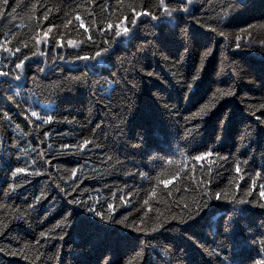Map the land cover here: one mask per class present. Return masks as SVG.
Returning a JSON list of instances; mask_svg holds the SVG:
<instances>
[{
  "label": "trees",
  "instance_id": "obj_1",
  "mask_svg": "<svg viewBox=\"0 0 264 264\" xmlns=\"http://www.w3.org/2000/svg\"><path fill=\"white\" fill-rule=\"evenodd\" d=\"M130 2L8 0L0 7V42L7 37L13 48L23 41L31 49H23L30 59L20 80L0 77V264H104L111 257L120 264H220L221 259L224 264H253L264 255L259 243L264 209L229 203L233 196L264 202L258 190L264 184V141L257 135L264 126L259 123L264 120V0H247L246 10L230 0L236 5L231 11L229 0H194L189 13L176 14L178 19L142 16L132 36H105L100 31L105 17L115 19L118 8ZM45 14L49 21L43 20ZM77 14L88 32L75 20ZM68 20L72 23L65 28ZM38 24L41 36L58 26L49 37L63 34V46L49 40L33 47ZM110 37V54L77 59L93 56ZM69 39L80 46H69ZM13 59L0 52V68L9 71ZM193 76L198 78L193 81ZM228 91L232 95L223 94ZM29 107L53 121L40 128V122L30 124L27 113L22 114ZM5 112L11 120L3 119ZM244 131L248 135L241 141L238 133ZM84 140L92 143L76 147ZM212 149V156L192 160ZM15 167H27V173L10 190ZM158 176L171 183L158 182ZM249 188L253 195L245 196ZM41 190L46 198L35 203ZM201 191L225 194L219 201L213 198L198 217L193 237L208 249L222 241L220 258L196 248L187 239L188 226L172 220L185 214V203L195 213L193 201H200ZM108 203L114 205L111 216L105 211ZM240 207L250 211L232 214L229 224L232 209ZM69 212L67 226L50 232ZM141 217L147 221L145 232L131 227L133 220L142 226ZM157 217L167 222L152 233Z\"/></svg>",
  "mask_w": 264,
  "mask_h": 264
},
{
  "label": "snow or ice",
  "instance_id": "obj_2",
  "mask_svg": "<svg viewBox=\"0 0 264 264\" xmlns=\"http://www.w3.org/2000/svg\"><path fill=\"white\" fill-rule=\"evenodd\" d=\"M119 2L121 4H123V0H119ZM193 3H194V0H176V4H175V6H173L172 0H153L152 3H148L147 0H131V2L128 3L125 6V8H123V9L118 8V11H120V15L116 16L115 19H113L111 17V15L105 17V21H104L105 26L101 27L100 31L103 32V34L105 36H108L109 33H111V35L114 37H130L134 34L133 30L138 26V22H139L140 17L149 16L152 20H160L163 18L175 20V19H178V16L176 14H178V13H189L190 8L193 5ZM238 3L241 5V7L244 10L247 9V7H248L247 0H238ZM7 4H8V0H0V7L7 6ZM137 4L139 7V10H137ZM35 7H36V5H33V8H35ZM235 7H236V5L232 4L229 0V3L227 5L228 10L231 11V9L235 8ZM153 9L156 10L155 13L153 12ZM49 12H50V10H49ZM66 15H67V13H66ZM74 18L76 21L79 22L80 28H84L85 32L89 31V28L85 27L84 21L80 15L77 14V15H75ZM43 20L49 21V14H45L43 16ZM71 23H72V21L68 20L65 23L64 27L67 28L68 25ZM93 23H96V21H93ZM53 27H58V26L52 25L51 27H48L46 31H43V36H41L42 26L38 24L37 25V31H36L35 35H33L31 37V40L33 41V47L40 45L42 43H46L49 40H52L54 42V44H58L59 46H63L60 43V41L63 39V34H59V39H57L55 36L49 37V33L52 32ZM211 30L216 31V29H214V28ZM9 35H11L13 37V39H15L14 33H10ZM220 35H225V34L220 33ZM236 39H237V41H239L240 37H236ZM88 40L92 41L91 35L88 36ZM92 43H93V45L95 44L94 41H92ZM11 44H12V40L8 39L7 37L5 39H3L2 42H0V52L5 53V54L15 58L12 60V64L14 66L11 67L9 71H4L3 68H0V77H3V78L11 77L12 79L18 81L21 79V75L27 66L26 62L30 59V56L23 51V49H29V44L26 42H23V41H18V45L15 48L11 47ZM67 44L69 46H72V47H79L80 46L79 44L75 43L71 39H69L67 41ZM111 45H112V40L110 37L108 40L102 41L100 49L98 51H96L93 56L89 57L87 55H85V56L77 55V59L87 61L89 59H95L97 57H102L104 55L110 54ZM236 47L239 48L240 44L237 43ZM185 50L187 51V47H185ZM29 51H31V49H29ZM209 54H210V50H208L204 53L205 56H207ZM31 55L36 56L37 52L32 51ZM39 55H44L43 51L39 52ZM3 67L7 68L8 65L6 64ZM147 74L149 76L152 75L151 72H149ZM197 78H198L197 76H193L192 80L195 81ZM5 82H7V80ZM133 87H134V85H133ZM187 87L189 89H191L192 84H188ZM223 94L224 95H232V92L228 91V92H225ZM16 95H19V93L17 92ZM10 99L13 100V103H15L17 108H20V104L15 101V97H10ZM261 108L264 109V105H261ZM23 113H27L25 118L28 120V122L30 124L40 122V123H36L37 128H40L43 125H47L53 121V117L51 115H40L36 110H33L31 107H29L28 109L22 110V114ZM193 115L194 116H200V113H195ZM253 115H255V113H253ZM3 119L4 120H11L12 117L7 112H5L3 114ZM225 120L226 121L230 120V117H226ZM258 120H259V118H258ZM259 123L261 125H264V120H259ZM224 127L226 128V124L224 125ZM44 134L47 135V133H44ZM238 135L240 137V140L243 141L244 139H246L248 132L244 131V132L238 133ZM257 135H258L259 139L264 141V126L257 129ZM218 139H222V137H218ZM91 143H92V141H90V140H84L83 144L76 145V147L83 149ZM49 147H51V146H49ZM62 147L67 148L69 146L63 145ZM132 147L138 148V147H140V145L139 144H133ZM194 150L199 152V148H196ZM214 151H215L214 149L207 150L201 154H198V155L192 157V160L193 161L204 160L205 158L212 156ZM222 159L227 160V157H222ZM36 163L37 162L34 159L32 161V165L34 166ZM168 163H172V161H169ZM245 163H247V161H245ZM235 171L237 174L241 173V168H240L239 164H237L235 166ZM26 173H27V167H15L13 170H11V178L13 179L14 183L9 185V189L11 190V189H14L15 187L19 186V183H20L19 177L21 176V174H26ZM32 174L33 175H40L41 173L38 171H33ZM75 175H76V171L73 170L71 173V176L74 177ZM161 175H163V174H161ZM255 175L260 176L261 173H256ZM156 179L158 182H162L165 185H168L169 183H171V181H169V180L161 181L160 176H158ZM240 179L241 180L244 179L243 175L240 176ZM200 183H202V182H200ZM252 184L254 186H256V181L253 180ZM57 187H59V185H57ZM258 190H259V195H260L261 201H264V184H259ZM60 191L65 192L66 190L64 188H60ZM193 191H196V189H193ZM155 194H156L155 190L153 189L152 196H155ZM244 195L245 196H252L253 195L252 189L249 188L248 190H246ZM223 196H225L223 191L218 192V193H214V194H210L208 191H201L200 192V201H195V200L193 201V203L196 204L195 213H193L191 211L190 205L185 203V204H183L185 214L181 215L178 220H177L176 216H172V220L176 221L177 224H185L188 226L185 229V231L187 232V231L191 230V235H189L187 237V239L192 240V243L195 245V247L201 248L202 251L204 252V254L210 258L211 257L220 258V249L222 247L223 242L221 241L219 244H217L216 248L208 249V248H204L201 244L197 243V241L195 239H193V237H195L197 235L196 229H197L198 224H199L198 217H200L201 213H203L204 210L209 207L213 198L216 199L217 201H219V200H221V198ZM45 198L46 197H45L44 191L41 190L40 195L34 197V201H35V203H39L42 199H45ZM120 199L123 200L124 197H120ZM149 199H151V197H149ZM149 199L144 200V205H148ZM70 202L74 203V204L84 203L83 201H76V200H73ZM97 203H99V201H97ZM229 203H232L234 205H239V206H243V205H252L253 207L258 206L260 209H264V202H254V201L244 199V198H237L235 196H233V198L229 201ZM28 207L34 208L35 204H29ZM109 210H114V205L112 203H108L107 204V210H105V211H107L108 215L111 216V211H109ZM88 211L93 212L97 217H100V219L105 218L104 215H102V213L100 211H97L93 208L89 207ZM249 211H250V209L245 208V207L233 208L232 213H230V215H229L228 223L229 224L231 223V215L232 214H235L238 212L239 214L244 215V214L248 213ZM71 215H72V213L69 212L67 216H64L62 222H58L57 225L55 226V228L51 229L50 232H54L56 230V228H60L62 226V224L64 226H67L69 216H71ZM147 215H148L147 212L144 213V216H147ZM127 219H128V217L125 216V217H123V219L120 222L123 223ZM149 219H151V217H149ZM165 222H167V221H160L159 217H157V223L153 227H151V232L155 233V232L159 231L160 228L164 227ZM140 224L142 226H137L136 221L133 220L131 227L137 232H145L146 228H147V221L144 219V217L140 218ZM125 226L127 227L128 225L126 224ZM228 230L229 229L227 227H225V231L227 232ZM46 235L47 234H45V233H41L42 238L45 237ZM59 238L63 239V236H60ZM246 242L247 241L245 240L244 243H246ZM37 243H39V241H37ZM252 243L255 244L256 241L253 240ZM259 243L261 245L260 251H261V253H264V239H261L259 241ZM25 247H28V246L25 245ZM164 250L166 252H169V253L171 252L170 247H166ZM2 251H4V250L0 249V252H2ZM8 254L9 255H17L18 253L9 251ZM137 256H140V253H137ZM104 264H120V262L116 258L111 257V258L105 259ZM124 264H131V262L125 261ZM220 264H224V261L222 259L220 260ZM253 264H264V255H262L260 259L253 260Z\"/></svg>",
  "mask_w": 264,
  "mask_h": 264
}]
</instances>
